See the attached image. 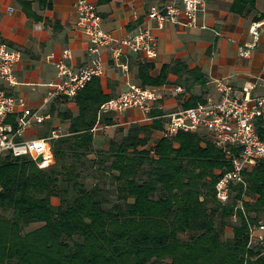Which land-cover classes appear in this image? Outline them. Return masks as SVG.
Listing matches in <instances>:
<instances>
[{
	"label": "trees",
	"instance_id": "16d2710c",
	"mask_svg": "<svg viewBox=\"0 0 264 264\" xmlns=\"http://www.w3.org/2000/svg\"><path fill=\"white\" fill-rule=\"evenodd\" d=\"M256 6L235 0L233 10L247 16ZM181 65L154 77V65L143 63L139 79L158 88L171 73L182 79ZM67 100L79 114L59 115L70 127L51 142L53 165L0 157V264H264V245H249L250 226L264 222V161L244 172L246 184L223 204L216 185L232 161L206 133L157 137L165 120L155 109L152 123L132 124L100 149L94 129L116 120L100 116L111 100L101 80ZM89 179L96 181L90 188Z\"/></svg>",
	"mask_w": 264,
	"mask_h": 264
},
{
	"label": "crops",
	"instance_id": "0c3cea01",
	"mask_svg": "<svg viewBox=\"0 0 264 264\" xmlns=\"http://www.w3.org/2000/svg\"><path fill=\"white\" fill-rule=\"evenodd\" d=\"M89 1L96 4L102 15L103 29L121 39L145 21L152 7H162L172 0ZM234 3L235 0H209L206 14L195 27L186 26L184 22L168 23L163 28L154 25L153 32L158 40L155 59L132 54L129 72L106 57V73L99 78L104 93L112 99L132 85L143 86L139 79L143 63L154 65L152 75L158 77L165 66L181 62L184 65H181L182 79L171 73L169 83L157 88L161 98L152 112L155 109L163 112L156 119H164L165 127L168 115L184 110L191 101L204 100L207 94L214 92L216 80L230 83L240 98L244 96L242 91L247 83L256 85V95H264V0H257L256 11L247 16L234 12ZM76 4L77 0H0V44L6 43L23 54L15 68L20 84L10 91L25 99L30 109L45 105L51 84L58 82L57 64L65 51L72 52L69 65L73 68L83 66L91 58L90 40L77 28ZM255 22L262 24L258 42L250 33ZM241 49L247 50L249 56H241ZM184 67L196 72L189 73ZM48 107L53 119L46 123L47 126L53 124V128L60 127L68 132L70 122H62L59 115L69 110L77 116L79 108L76 104L58 98ZM115 117L113 126L99 124L95 135L97 148L108 149L109 141L121 140L132 124L142 123L144 114L129 110ZM47 126H34L26 138H46L45 135L34 136L32 130ZM156 136L161 137V133Z\"/></svg>",
	"mask_w": 264,
	"mask_h": 264
},
{
	"label": "built area",
	"instance_id": "2783aa9c",
	"mask_svg": "<svg viewBox=\"0 0 264 264\" xmlns=\"http://www.w3.org/2000/svg\"><path fill=\"white\" fill-rule=\"evenodd\" d=\"M208 1L172 0L162 7H152L140 26L117 39L103 29V18L96 4L89 0H77V28L90 40L91 58L83 66L73 68L69 65L72 52L65 51L57 64L58 82L51 84L45 105L38 109H30L25 99L11 93L10 90L20 84L15 68L22 61L23 54L6 43L0 44V157L12 154L29 157L42 168L53 165L55 157L51 142L62 133L53 130L48 138H26L27 132L34 126L52 121L48 105L58 98L74 99L93 80L103 77L106 57H110L125 72L130 71L132 54L143 55L148 60L155 59L158 40L153 32L154 25L163 28L168 23L184 22L186 26L195 27L207 12ZM261 29L260 23L251 25L250 33L256 42L261 36ZM240 53L243 57L249 56L245 49H241ZM214 85V92L207 94L196 107L168 115L161 137L173 138L181 132L206 133L217 147L226 152L232 161V170L221 176L216 185V195L221 203L227 204L232 198L233 187L246 184L244 172L264 161V95L254 93V83L244 86L241 98L224 80H216ZM160 98L155 87L132 85L128 91L102 105L100 116L139 110L144 114L141 122L152 123L155 117H151V112ZM97 131L98 127L94 129V132ZM257 243L264 245L262 221L250 226L249 245Z\"/></svg>",
	"mask_w": 264,
	"mask_h": 264
},
{
	"label": "rangeland",
	"instance_id": "374dc122",
	"mask_svg": "<svg viewBox=\"0 0 264 264\" xmlns=\"http://www.w3.org/2000/svg\"><path fill=\"white\" fill-rule=\"evenodd\" d=\"M51 125H53V124H50L49 126H47V124H45V126H47V127H45V129L44 128H41V129H33L32 130V133H33V135L34 136H42V135H45L46 136V138H48L50 135H51V132L53 131V130H58V131H60L62 134H64V133H67L66 132V130L65 129H63V128H60V127H56V128H53ZM116 130H118V129H116ZM95 180H92V179H89L88 180V182H87V184H88V187L90 188L91 186H93L94 184H95ZM58 203V201L57 200H55V204H57ZM2 213V211L0 210V214ZM7 216H11V213L10 214H8ZM233 222L234 223H238V219L237 218H234L233 219ZM37 226H32L30 229L32 230V229H35ZM29 229V230H30ZM228 233H229V235H231V229H228ZM227 233V234H228Z\"/></svg>",
	"mask_w": 264,
	"mask_h": 264
},
{
	"label": "bare ground",
	"instance_id": "6f19581e",
	"mask_svg": "<svg viewBox=\"0 0 264 264\" xmlns=\"http://www.w3.org/2000/svg\"><path fill=\"white\" fill-rule=\"evenodd\" d=\"M52 134V133H51Z\"/></svg>",
	"mask_w": 264,
	"mask_h": 264
}]
</instances>
